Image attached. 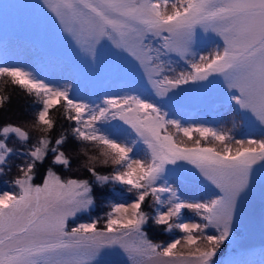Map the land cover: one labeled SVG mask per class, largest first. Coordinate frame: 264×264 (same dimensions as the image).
<instances>
[{"label":"snow or ice","instance_id":"snow-or-ice-1","mask_svg":"<svg viewBox=\"0 0 264 264\" xmlns=\"http://www.w3.org/2000/svg\"><path fill=\"white\" fill-rule=\"evenodd\" d=\"M42 5L76 56L67 63L53 47L42 52L49 66L74 65L85 77L129 85L139 80L149 93L129 87L93 100L78 95L75 80L61 84L30 68L0 64V77L39 105L29 124L0 119V176L15 168L11 190L0 192V264H107L106 256L122 253L130 264H217L221 247L236 243L254 221L257 207L249 198L257 171L264 229V0ZM0 46L7 55L6 41ZM184 86L222 98L242 119L255 118L260 138L238 139L232 128L185 121L175 110ZM10 99L0 95V111ZM73 141L78 151H70ZM89 145L95 154H88ZM73 165L87 178L62 177ZM187 179L202 189L198 198L184 188ZM112 185L124 186L130 202L111 203L103 218L76 223ZM149 199L151 215L143 208ZM185 210L197 219H185ZM151 225L180 235L154 243L146 230Z\"/></svg>","mask_w":264,"mask_h":264},{"label":"rangeland","instance_id":"rangeland-1","mask_svg":"<svg viewBox=\"0 0 264 264\" xmlns=\"http://www.w3.org/2000/svg\"><path fill=\"white\" fill-rule=\"evenodd\" d=\"M201 35L204 36L207 34L201 32ZM2 40L6 41L8 48L7 55H5L3 47L0 46V64H4L6 61L8 65H19L30 68L32 71L41 74L44 78L57 80L61 84L65 81L71 82L75 80L79 83L78 93H80L79 95L81 96H86L95 100L98 96L122 94L129 89H122L120 86L136 88L145 96L149 93V88L139 80L135 85H127L122 81H115L106 76L85 77L78 73L74 65L56 68L49 66L42 59V52L53 47L60 51L64 61L67 63L75 61L76 56L71 45L66 40L59 37L54 14L48 13L47 9L43 8L42 0H0V41ZM212 46L213 45L209 44L204 47L203 50L207 51L208 48ZM197 50L199 51L200 48L198 47ZM101 56L104 58L109 56L107 48L101 50ZM184 87L186 91L177 97L175 110L177 114L182 116L188 123H203L198 121L200 117L211 115L213 118L217 119L216 123L211 122L209 123L210 125L208 123L205 124L214 127L232 128L234 135H236L238 139L246 138L252 135V132L261 130V125L255 118L249 119L245 117L242 119L241 114L224 103L222 98L215 95L211 98H205L203 94L189 90L188 86ZM243 128H245L243 131H246L244 133L241 132ZM247 130H250V133H248ZM252 136L259 139L260 133ZM189 146L191 145L189 144ZM139 153V155H143L142 150ZM88 154H95V150L90 147ZM78 170V172L73 173L69 170L66 173L69 174V176H63L64 172L61 175L64 178L81 177L79 175L81 170ZM260 178V172L257 171V173L254 174V192L249 198L257 207L254 221L251 227L243 230L242 234L237 238L236 243H225L222 252H220L221 254L227 250L225 249L227 246H232L233 249L226 254L224 253L221 258H219L221 256L219 253V257L217 255L214 258L215 260L219 258L217 264H228V261L232 260V257L234 259L236 257L240 261H250V264H260V262L264 260V255L261 254V249L259 250V247L264 246V229L261 227L258 210L259 194L261 190ZM182 183L184 188L191 195L201 194L200 192L202 189L200 186L195 185L191 179L184 180ZM1 185L0 192L11 190V182L2 180ZM131 199L118 203L130 202ZM184 215L185 219H197L194 214L188 210H185ZM81 222L88 221L83 220L77 223ZM153 242L157 243L156 241ZM241 250H248V256H241ZM105 260L107 264H130L127 260V256L123 253L121 255L110 254L105 257ZM145 264H154V262L145 261Z\"/></svg>","mask_w":264,"mask_h":264},{"label":"trees","instance_id":"trees-1","mask_svg":"<svg viewBox=\"0 0 264 264\" xmlns=\"http://www.w3.org/2000/svg\"><path fill=\"white\" fill-rule=\"evenodd\" d=\"M125 84H127V83H125ZM120 87L122 89L129 88L127 86H120ZM79 94L80 93H78V95ZM0 95L9 96L11 98L8 101V103L6 104L5 108L2 111H0V119H10L15 123H24V124H29L32 121V119L34 118V113L37 111V109L39 107L38 102L35 100V98L33 96L26 95L18 86L12 85L10 78H7V77H0ZM210 116L211 115L201 116L198 121L203 122V123H208V124L211 122L216 123L217 119L213 118L212 116L210 118ZM60 124L64 125L65 128L67 127V122L64 120H61ZM61 130H64V129L58 126L57 131H61ZM243 130H245V128L242 129V131H241L242 133L246 132ZM247 132L250 133V130H247ZM260 132H261V130H256L255 132H252L253 133L252 135L259 134ZM33 135H35V133H33ZM80 147H81V145H79L75 141L71 142V144L69 145L70 151H74V152L78 151ZM90 147H91L90 145L87 146L88 151L90 150ZM140 147L142 148V146H140ZM81 158L86 159V157L83 156V153H81ZM14 163H19V159H14ZM76 168L81 170L79 172V175L81 177L87 178L84 170L79 168L77 165H73V168L71 169L70 172L71 173L78 172L79 170ZM109 170H110L109 168L101 169V171H103L105 173ZM68 171L69 170H62L60 172V174H62L64 172L63 176H69V174H66ZM14 174H15V168H13L12 173H9L8 175L0 176V187L2 186L1 185L2 180H6L8 182H11L10 177ZM123 189H124V186H122V185H112V186L107 187L106 188V197L104 198L103 202L98 203L97 207H95L90 213L80 215V217L75 222L77 223V222L83 221V220L89 221L90 219H96L97 217L103 218L105 212L110 210L109 205L111 203H118L121 201L124 202V201L131 199L132 197L130 196V194H128ZM200 193H201L200 195H202V191ZM200 195H193V196L198 198ZM150 205H151V200L149 199V201L146 203V205L143 206V208L146 212H149V214L151 215V214H153L154 210L151 208ZM103 224H104V221H103V219H101L99 226L103 227ZM71 225H73V224L70 221L69 226H71ZM146 230L148 231L149 239H152L153 241H156L157 243H159L161 241H163V242L169 241L173 237L179 235L178 231H176V230H173V232H171V233L164 231V226L151 225ZM223 248H224V245L221 247L220 251L217 253L218 257L221 254L220 252H222ZM225 249H227V250L224 251L219 258H221L224 255V253L226 254L230 250H232L233 247L227 246V248L225 247ZM247 251L248 250H241L240 255L243 257H247L248 256ZM254 254H255V251H254ZM240 255H239V258H240ZM219 258L216 260L217 262H218ZM231 259L232 260H238L236 257H235V259L233 257Z\"/></svg>","mask_w":264,"mask_h":264}]
</instances>
